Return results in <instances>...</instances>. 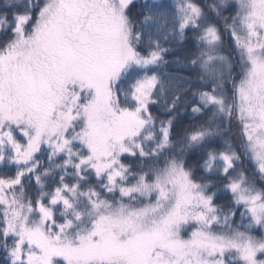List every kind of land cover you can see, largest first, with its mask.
<instances>
[{"label": "snow or ice", "instance_id": "obj_1", "mask_svg": "<svg viewBox=\"0 0 264 264\" xmlns=\"http://www.w3.org/2000/svg\"><path fill=\"white\" fill-rule=\"evenodd\" d=\"M0 264H264V0H0Z\"/></svg>", "mask_w": 264, "mask_h": 264}]
</instances>
